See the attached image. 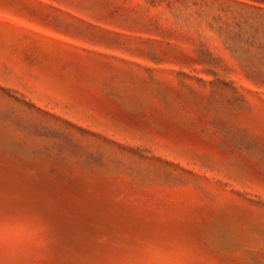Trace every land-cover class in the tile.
Instances as JSON below:
<instances>
[{"label": "rangeland", "instance_id": "1", "mask_svg": "<svg viewBox=\"0 0 264 264\" xmlns=\"http://www.w3.org/2000/svg\"><path fill=\"white\" fill-rule=\"evenodd\" d=\"M0 264H264V0H0Z\"/></svg>", "mask_w": 264, "mask_h": 264}]
</instances>
